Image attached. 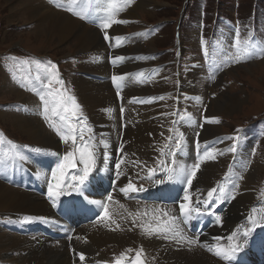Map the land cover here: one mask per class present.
Masks as SVG:
<instances>
[{
	"label": "bare ground",
	"instance_id": "bare-ground-1",
	"mask_svg": "<svg viewBox=\"0 0 264 264\" xmlns=\"http://www.w3.org/2000/svg\"><path fill=\"white\" fill-rule=\"evenodd\" d=\"M26 1L27 6H29L28 10L37 11L36 13L41 15V18L51 16L50 18L53 19L52 24H50L51 30L47 31L48 35L53 36L54 29H58L61 36H56L57 40H67L72 35H77L78 30L80 31L84 25V33H88L84 37L79 34V46L81 43L86 48L100 47V32L97 30L89 32L88 27L80 22L76 15L62 13L63 9L61 11L58 10L59 8L58 11L53 10L54 13H52L46 4L47 1L44 3V0ZM98 1L92 0L90 4L85 3L81 10L76 5L75 10L84 13L86 16L97 18L105 13L103 11L105 5ZM78 2L82 4L84 0H78ZM95 4L102 10L101 14L94 11L97 15H93L91 6ZM43 9L45 11H40ZM126 15L129 14L126 13ZM134 16L130 14L126 19L133 23L135 21L133 20ZM42 31L44 30L42 29ZM136 49H139L138 46ZM94 53H89L80 58L83 61L80 66L81 71L91 73L93 79H89L87 82L85 80L87 75H85L83 77L85 79L80 78V84L77 82L76 84L82 103L88 106L86 109L92 121L107 124L104 127L106 134L102 130L92 131L91 138L96 148L105 151L103 159L104 162H109L110 168L106 170L93 167L87 179V181H93L94 184L103 182L104 187L101 186L100 191H93L87 181H85L83 188L89 200L105 202L108 195L113 196V202H108L111 204L110 219L101 220L98 218L96 221L93 220L94 222L88 221L86 224L74 226L86 218L79 212L66 215L69 210L62 203L63 199L76 200L75 207L82 210L90 208V205L70 188H66L65 191L71 194L61 196L57 201V206L52 208L48 196V185L51 183L50 172L55 169L53 165L58 162L59 155H62L60 152L62 149L58 144V139L53 137L49 123L45 120L50 128L42 119L33 117L42 115V104L35 100L36 95L23 92L11 81L5 79L4 86L7 85L11 87L9 89L17 92L18 100L21 103L13 105L14 108H20L19 114L13 115V110H11L9 111L10 114L6 112L4 115L13 116V124L23 132L30 143L18 144L14 153L8 157L0 156V249L3 251V257L7 261L9 260V264H114L116 257L126 253V250L131 248L134 251L127 253L130 259L125 264H132L135 251L143 248L141 256L143 264H228V262L216 257L214 251H208L207 246L217 244L215 237H221L219 243L226 245L228 243L227 237L237 228L241 225L250 227L248 216L251 209L257 208L259 214L262 207L253 204L256 195L255 173L253 171L244 172L243 157L242 160L238 157L233 164V157L239 149L227 152V148L223 147L221 138L218 147H214L215 141L213 139L207 138L206 142L204 141L202 144H199L202 142H199L200 138L199 141L196 140L198 136L202 138L206 130L215 128L210 123L197 126V122L200 121L198 111L204 101L199 97L202 89L199 87L184 88L181 102L177 106L180 112L178 130L181 134V143L179 148H170L171 152L165 158V161L168 162L167 167L174 169V179L168 180L166 178L168 173L160 172L159 169L149 179L146 170L145 175L149 182L147 184L142 183L139 175L143 167L152 164L159 155L162 156L160 151L162 140L158 142L156 140L148 141L141 131L145 132L148 138H153L158 134L160 138L166 137V132L163 130L165 119L162 109L164 107L154 100L150 94L151 91H144V86L149 85L152 90L155 87L150 76L149 79H146L147 71H141L140 73H143L141 76L140 73L136 74L131 70L126 71L125 67L121 68L122 66L110 67L106 60L98 61L95 59ZM131 63L134 64L133 61ZM191 68L195 69L194 66ZM119 73H123L125 79L120 81L119 86H116L108 78L119 75ZM191 74L196 75V71H191ZM201 78H203L202 73H200L199 80ZM33 85L38 88L37 84ZM194 89L197 90L196 93ZM168 93L165 95L168 96ZM126 94L129 96L127 99ZM200 96L203 97V94L201 93ZM222 100L224 101V99ZM226 101L225 103L218 101L215 106L223 109V105H226L228 108ZM37 106H41V109ZM108 109L111 111H107ZM101 110H105V113H101ZM164 112L167 115L166 119H169V113L166 110ZM108 113H110L109 117L105 115ZM209 114H213L212 109ZM209 114H206L205 117L209 118ZM121 117L126 118V123L131 126V131L122 128L126 124ZM111 118L114 122H111ZM110 125H112V129ZM249 144L250 142L245 140L240 148L244 155H248V151L245 152L248 150ZM121 145L123 146L122 150ZM36 148L41 149V153L32 151ZM111 148L116 150L112 151ZM205 148L210 151L214 150L216 156L214 160L209 159L200 162L199 154L203 153ZM68 150H70V146L63 148L64 153ZM52 152L57 153L58 156H52ZM132 153L136 154V158H132ZM143 153L151 156L150 159L143 161L139 157ZM20 154L23 155V160L19 158ZM120 159H124L125 162L121 165L120 176L117 178L116 171H113L112 167ZM193 163H200V169L192 181L191 188H188L186 177L184 178L185 183H181L177 177L182 169H190ZM261 167L262 165L259 163L254 169L258 172ZM81 169L82 165L79 164L76 173H80ZM243 173L244 179H239L237 174L243 175ZM71 176L69 173L67 174L64 181L65 185L69 183ZM161 178H164V183L157 184L154 182ZM129 181L134 183L137 189L142 190L130 192L127 195L122 193L120 189L126 186ZM237 183L239 188L234 190V198H232L229 193H233L234 185ZM37 184L41 186L40 193L35 191ZM213 188L217 189V193L223 188L226 197L221 201L218 195L214 193L215 199L209 204V209L214 214H192V218L184 222V217L179 212V205L183 200L184 193L187 191L193 202V207H198L200 205L196 202L206 201L208 199L207 193ZM184 202L187 203V201ZM121 204L124 205L123 208L120 207ZM156 209L161 211L157 212ZM163 211H168L171 215L179 217L176 223L183 230V234L186 237L198 239L199 243L195 245L177 243L156 235H145L141 225L151 223L152 226H155ZM129 213H132L133 216H136L137 213L140 214L136 216L135 223H133V216H129ZM216 215L221 217L220 222L215 220ZM25 217H44L48 222L44 223L38 219L25 222ZM208 225L211 226L207 229L209 231L208 236H205L206 232L204 233L203 230ZM87 239L95 240V246L92 250L84 245ZM241 242L244 246L240 252L236 253L232 264L264 263V227L252 231L246 238V242L245 238L241 237ZM79 253L85 255L86 259L83 262L79 259Z\"/></svg>",
	"mask_w": 264,
	"mask_h": 264
},
{
	"label": "rangeland",
	"instance_id": "rangeland-1",
	"mask_svg": "<svg viewBox=\"0 0 264 264\" xmlns=\"http://www.w3.org/2000/svg\"><path fill=\"white\" fill-rule=\"evenodd\" d=\"M44 1V3L47 1L46 4L52 13H54L55 10L62 11V9V13H71L64 10L63 7L57 6L62 4L66 5L67 0ZM148 1L133 0V5L131 4L128 6L124 4V0H117L121 9L116 19L127 21V23H114L107 29H102L100 26L98 28L96 24L92 25L90 21L87 20L88 18H77L88 27L89 32L97 30L101 35L100 47L86 48L81 43L79 46L78 43L79 34L81 37H84L88 33H84V25L80 31L78 30L77 35H72L67 40L64 39L63 41H59L57 37L61 36L60 30L54 29L55 32L53 36L47 34V31L51 30L50 27H52L50 25L53 20L50 18L51 16L41 18V15L36 13L37 11L28 10L29 6H27L26 0H0V133H3L5 140L10 142L14 140L17 145L25 142L27 144L30 143L23 132L13 124V116L4 115L6 112L10 114L9 111L11 110H13V115L19 114L20 108H14L13 105L21 103V101L18 100L17 92L9 89L11 87L7 85L4 86L5 79L11 81L14 86L20 88L23 92L35 94V100L42 104L38 97L41 94L40 92L45 91V89H43L41 82L36 80V76L38 74L42 77L44 76L43 67L48 61L57 65L59 76L64 81L67 95L75 98L76 102L80 105L83 117H86L88 124L90 123L89 126L94 128V126L91 125L93 121L86 109L88 106L82 103L83 101L80 98L81 96L79 95L77 87V84H80V78L82 79L85 75H87V77L83 79L87 82L89 79H93L92 75H90L91 73L81 71L80 66L83 61L80 60V58L81 56L84 57L94 52V58L98 59V61H101V59L106 60L110 67L122 66L121 68L125 67L124 69H126V71L131 70L136 74L143 71V67H146L150 74L153 69L152 65L157 66L153 71L160 76L157 74L156 78L153 80V85H155V87L152 90L149 85L144 86V91H151L150 94L153 96L154 100L164 107L167 113H169L170 119H166L167 115L164 112L165 110L162 109L165 119L163 130L166 132V137H164L165 139L160 138L158 134L153 138H148L145 132L141 131L148 141L156 140V142H158L162 140L164 145L168 144L169 149L176 148L175 144L177 139H179L181 143V134L178 130L179 123L177 125L180 112L178 113L176 108L181 102V95L186 87H199L202 89V91H200L203 97L200 96L201 93L199 97L204 99V101L198 111V119L200 121L197 122V126H204L208 119L209 121H219L218 123L209 122L215 128L206 130L202 137L204 138L203 140L198 136L196 140H200L199 142L202 141L199 144L204 143V141L206 142L208 138L215 141L214 147H218L220 145L219 136L229 138L230 134H232L236 128L264 118V53L260 54L259 52H254L251 48V55L246 56L240 54V62L229 64L225 60H222L220 70L212 74L211 71L214 70V64H212L211 68H206L205 66L202 68V64L204 63L203 60L208 63L220 65V58L216 51L213 50V53L209 51V44L199 41V37L205 30V28L201 29L200 27V12L202 5H206L207 7V19L204 17L207 25L212 26L215 16L221 13L222 17L229 20L234 27L239 29L240 40H242L241 38L249 36V33H251V35L255 34L264 40V0H204V4L201 3L200 0ZM98 2L105 5V0H99ZM84 5L85 2L82 4L80 2L77 3L79 10H81ZM96 7L97 4L91 6L93 15H97L98 13L101 14L102 10ZM40 11H45V9ZM126 13L135 15L133 18L135 21L133 23H130V21L126 19V17L129 16H125ZM255 15H259L260 26L256 23L257 20ZM105 16L106 13L97 18L91 16L87 17H90V20L97 21L98 24L99 21H101L102 24ZM254 26H257V29L254 30ZM42 29L44 31H42ZM144 30L148 36L145 34ZM207 30L209 33L210 28L208 27ZM105 32H107V34L109 33L108 36L110 40L104 39L103 35H105ZM139 32L140 36H137L136 33ZM122 37H131L132 39L130 40L135 44H131L130 46L127 45L128 47L124 46L125 48L122 47ZM116 38H120L119 43H117ZM137 46L139 49H136ZM232 53L234 59L237 56L236 47ZM124 55L136 57L139 61L136 64L135 60H115L117 56L125 57ZM211 59H213V62ZM25 60L29 61V65H24L22 63ZM32 60H39L43 63L38 69L35 64L31 63ZM132 61L134 64L131 63ZM192 66H194L195 69L191 68ZM178 71H180L179 74H177ZM191 71H196V75L193 76ZM200 73H202L203 78L199 80ZM119 75H123V73H119ZM112 77L113 76L108 78L111 83L114 82ZM33 84H37L38 88L34 87ZM114 84L119 86L120 82H114ZM13 85L11 86L14 87ZM53 87L59 89L60 86L54 84ZM178 87L179 90L177 89ZM173 91H176L174 95ZM167 92H169L168 96L165 95ZM196 92L197 90H195V93ZM157 96H160V98H157ZM196 96L198 95L196 94ZM125 97L127 99L129 96L126 94ZM161 97H163V99H161ZM222 99H224V101ZM218 101L221 103H225L226 101L228 103V108H226V105H223V109L216 107L215 104H218ZM37 108L41 109V106H37ZM172 109L175 110V113H173V111L171 112ZM211 109L213 114L210 115ZM176 114L178 117L175 116ZM206 114L210 116L209 118L206 117L207 119L205 118ZM33 117L42 119L48 126L42 115ZM116 119L118 120V118ZM100 124L101 122H97V125ZM174 124H176V127ZM50 130L52 131L53 137L58 139V144L62 149L60 152L64 154L63 148L68 144H64L60 136H58L52 128H50ZM127 131H131V126ZM246 135H248V133ZM167 136L172 139L169 140ZM246 141L250 142L249 139H246ZM250 145L251 142L249 147ZM0 147V156L3 157H5L8 148L11 152L13 150L10 148L11 145L7 142H4V144L0 143ZM223 147L226 148V145H223ZM247 151L248 150H246L245 153H247ZM139 157L144 161L150 159L151 156L143 153ZM160 160H162V158ZM140 161L143 162L142 160ZM259 163L262 165L261 168L263 170L260 168L257 172L254 168ZM73 169L75 168L70 170ZM249 171L255 173V189H260L261 186L264 189V141L258 158L254 162L248 161L244 164V172L248 173ZM40 184L35 186V191L37 193H40ZM260 194L261 193L257 191V195L259 196ZM254 203H256V200ZM84 245H86L89 250H92L95 246V240L87 239ZM0 251V263L9 264V260L7 261V259L3 257V251L1 249ZM213 258L217 260V258Z\"/></svg>",
	"mask_w": 264,
	"mask_h": 264
},
{
	"label": "snow or ice",
	"instance_id": "snow-or-ice-1",
	"mask_svg": "<svg viewBox=\"0 0 264 264\" xmlns=\"http://www.w3.org/2000/svg\"><path fill=\"white\" fill-rule=\"evenodd\" d=\"M78 0H67L66 5H57L58 7H63L64 10L71 12L73 15H76L80 19H87L88 17L80 12L75 10V6L77 5ZM85 3L90 4V0H84ZM131 3H133V0H124V4L130 6ZM121 6L118 5L117 0H105V7L103 11L106 13L105 19L103 20L101 27L102 29H107L111 27L112 24L116 23H127V21H122L116 19V16L118 12L120 11ZM249 36H251V33H249ZM235 47L237 50V56L235 57L236 62H240L239 56L240 54H244L246 56L251 55V48L252 43L250 41H244L243 44L240 40V32L239 29L235 30ZM105 40H110V37L108 36L107 32H105L104 35ZM117 43H119L120 38H116ZM261 51H264V49H261ZM124 57L117 56L115 60H123ZM115 62V61H114ZM24 65H29V61L25 60L22 62ZM32 64H35L36 67L39 69L41 67V64L43 62L39 60H32ZM43 73L44 76L41 75L36 76V80L40 81L43 89L45 91L41 92L39 95V99L42 102V115L43 118L49 123V126L57 133L58 136H60V139L64 144H69L71 141V147L70 150H68L66 153L59 155L58 162L56 164V167L54 170H51L50 176H51V183L48 185V196L51 200L52 206H57V201L59 198L63 195H70V192H66V188H70L73 191H75L80 197H82L85 201L88 203L95 205L97 208L101 210V214L99 215V218L101 220H109L110 219V213H109V203L107 202H113V196L108 195L106 200L107 202L101 201V200H89L88 196L85 194V189L83 188L85 181H87L93 167L95 166L96 157L93 149L95 148V144L92 143V138L89 136V139L87 141L84 140L85 133H91L92 128L89 126L87 118L83 117L82 110L80 108V105L76 102L75 98L67 95V90L64 87V81L60 78L58 67L51 61L46 62V64L43 67ZM141 76H143V73H140ZM125 77L123 75H114L112 77V80L114 82H120L123 81ZM59 85V89L54 88L53 85ZM163 99V97H161ZM143 103L144 101H137ZM107 111H111V109H108ZM123 111V109H121ZM210 123H218V120H211L207 121ZM175 123V122H174ZM202 126V125H201ZM171 131V129H170ZM237 133H239L241 130L237 129ZM169 140L172 138L169 137ZM229 139L238 141L240 137L233 136ZM80 140L81 143L77 144V141ZM7 142L11 145L12 149H17V145L12 144L10 141H6L3 137V134L0 133V143ZM106 147V145H105ZM175 147H180L179 139H177V142L175 144ZM197 147H199V144H197ZM123 146L121 145V150ZM164 149H168L169 152L171 149H169L168 144L164 145V148H162L161 155H165ZM235 146H233L230 151H235ZM32 151L36 153H41V149L36 148L32 149ZM78 154V156H77ZM52 156L56 157L58 156L57 153L52 152ZM19 158L21 160L24 159L23 155L20 154ZM216 158L214 150L210 151L207 148L203 151V153L199 154V160L200 162L207 161L209 159L214 160ZM124 159H120L116 165V176L117 178L120 176V169L121 165L124 164ZM77 163L82 165V169L80 173L73 174L70 177L69 183L65 185V177L68 174V170L71 168H75L77 166ZM168 162L165 160H160L158 162L157 168H148V178L151 179L154 174L157 172V170L165 171L168 173L167 179L173 180V172L174 169L167 167ZM200 169V163H193L190 169H182L178 177L180 179L181 183H185V177H186V185L188 188H191L192 181L196 178V174ZM242 179V177H241ZM76 182V183H74ZM157 184L164 183V178L158 179L154 181ZM239 188V184L234 185L233 193H229V195L234 198V190ZM138 190L136 185L129 181L126 186L122 187L120 191L127 195L130 192H136ZM214 193H216L221 201H223L225 197V190L221 188L219 192L217 193V189L213 188L208 193V199L206 201L200 202L197 201L196 203L200 206L193 207V202L191 200V197L189 193L186 191L183 195V200L181 201L179 205V212L184 217V222H187L192 218V214L196 215H213L214 213L209 209V204L214 201ZM184 201H187L185 203ZM121 208L124 207L123 204L120 205ZM203 209V210H202ZM155 211L160 212L161 210L156 209ZM146 214V213H145ZM140 214L137 213L136 216H139ZM129 216H133L132 213H129ZM136 216H133V223H135ZM40 220L41 222L47 223L48 220L44 217H25V222H32L34 220ZM154 219H156L154 217ZM179 219V217L171 215L168 211L161 212V218L158 219L155 226H152L151 223L142 224L141 227L143 228L144 234L147 236H153L156 235L158 237H161L163 239H168L170 241H175L177 243H186V244H198V239H193L190 237H186L183 234V230L179 227V225L176 223V221ZM215 220L217 222L221 221V217L219 215L215 216ZM248 222L250 224V227L241 225L239 228H237L234 232L231 233L227 237L228 243L226 245L220 244L219 241L222 239L221 237H215L217 244L214 246H207V250L210 252L214 251V254L216 257L222 259L223 261L228 262V264H232V261L235 258L236 253L240 252L243 248V243L241 242V237L246 238L251 234L252 231H254L256 228L264 227V208L259 210L257 208H252L251 212L248 216ZM112 223H115V221H112ZM119 227V225H117ZM79 239V238H78ZM134 250L129 248L126 250V253L120 254L118 257L115 258L114 264H125L127 260L130 258L127 256V253H131ZM143 254V248H140L139 250L135 251V258L132 262V264H143V261L141 260V256ZM79 259L81 262H83L86 258L83 253H79Z\"/></svg>",
	"mask_w": 264,
	"mask_h": 264
}]
</instances>
